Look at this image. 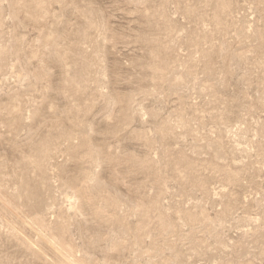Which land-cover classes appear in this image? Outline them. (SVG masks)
<instances>
[{
	"label": "rangeland",
	"instance_id": "1",
	"mask_svg": "<svg viewBox=\"0 0 264 264\" xmlns=\"http://www.w3.org/2000/svg\"><path fill=\"white\" fill-rule=\"evenodd\" d=\"M0 264H264V0H0Z\"/></svg>",
	"mask_w": 264,
	"mask_h": 264
}]
</instances>
